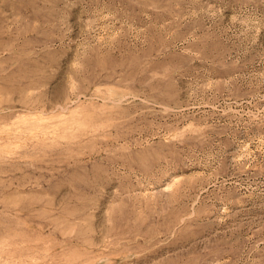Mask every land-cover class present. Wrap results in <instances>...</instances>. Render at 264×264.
Instances as JSON below:
<instances>
[{
	"label": "rangeland",
	"instance_id": "1",
	"mask_svg": "<svg viewBox=\"0 0 264 264\" xmlns=\"http://www.w3.org/2000/svg\"><path fill=\"white\" fill-rule=\"evenodd\" d=\"M0 264H264V0H0Z\"/></svg>",
	"mask_w": 264,
	"mask_h": 264
}]
</instances>
